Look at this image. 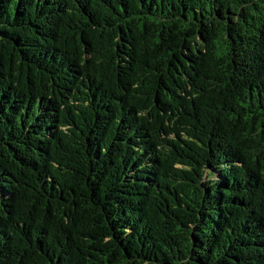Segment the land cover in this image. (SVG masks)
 <instances>
[{"label":"trees","instance_id":"obj_1","mask_svg":"<svg viewBox=\"0 0 264 264\" xmlns=\"http://www.w3.org/2000/svg\"><path fill=\"white\" fill-rule=\"evenodd\" d=\"M0 264H264V0H0Z\"/></svg>","mask_w":264,"mask_h":264}]
</instances>
